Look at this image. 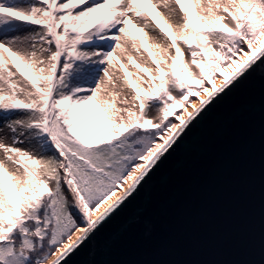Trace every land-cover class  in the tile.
<instances>
[{"label": "snow or ice", "instance_id": "1", "mask_svg": "<svg viewBox=\"0 0 264 264\" xmlns=\"http://www.w3.org/2000/svg\"><path fill=\"white\" fill-rule=\"evenodd\" d=\"M186 3H203L201 27ZM17 21L35 27L12 35ZM150 31L148 47L162 55L137 63L130 50L143 55L144 40L136 33ZM262 58L264 0H0V133L7 128L12 140L0 135V264H61ZM129 65L151 74L150 95L133 88ZM100 93L103 117L89 109ZM121 93L123 107L109 111ZM89 121L94 136L82 130Z\"/></svg>", "mask_w": 264, "mask_h": 264}, {"label": "water", "instance_id": "2", "mask_svg": "<svg viewBox=\"0 0 264 264\" xmlns=\"http://www.w3.org/2000/svg\"><path fill=\"white\" fill-rule=\"evenodd\" d=\"M61 264H264V58Z\"/></svg>", "mask_w": 264, "mask_h": 264}, {"label": "rangeland", "instance_id": "3", "mask_svg": "<svg viewBox=\"0 0 264 264\" xmlns=\"http://www.w3.org/2000/svg\"><path fill=\"white\" fill-rule=\"evenodd\" d=\"M31 2H34V0H31ZM145 7L149 9L150 14L160 24V26L163 27L165 29V31L169 32V34H172L173 29L168 28L167 25L165 24L164 20L161 19L160 16L156 15L157 9L151 8V5H148V4H145ZM185 7H188L189 10H190V16H191L192 24L195 27H201V21L198 19L197 13L200 11V7H203V3L201 4L200 7H197V6H194V5L186 3ZM160 11H165V13H166V10H164L163 8H161ZM16 23L20 24L21 27L16 33H13L12 35H16V34L24 35L27 32L31 31V29L33 27H35V26L28 25L26 22H22V21H17ZM172 23H175V19L174 18L172 19ZM133 32H135V29H133ZM136 35L138 37H140V39L144 40V45L141 48V53H143V55L135 53L134 50H130V51L133 52V55L135 56V58L137 60V63L143 64V60L148 57V53L149 52L153 53V57H156L158 55H162L161 53L158 52V50L148 47V45L152 42L151 37H152L153 34L151 33V31L149 32V37H144L142 33H136ZM189 38L191 40H193V41L196 40L195 34L191 33V31L189 32ZM181 46L182 47H187L186 45H181ZM173 54H174V50H173ZM181 59L183 61L187 62L189 58H188L187 54H185ZM125 62L126 61L121 60V63H125ZM119 67H120V65L118 63L116 65V69L119 70ZM233 67H235V66H233ZM126 71L129 72V73H132L131 75H129L128 79L132 83L133 88H139L141 95H150V92L148 90V85L144 81L145 80H150L151 74L140 72L133 65H129L128 68L126 69ZM118 74L122 76L123 72H118ZM227 74H229V72H227V71L226 72H218L217 73L216 83H218V79H223V77L225 75H227ZM138 77H143L144 79L140 80V79H138ZM207 86L211 87V84L207 83ZM105 98H107L106 94L100 93V94H98L97 99L95 101H93L92 104L89 105L90 111L92 113H94L97 117H103V116L108 114V113H106L103 110L102 107H100L102 101ZM196 99H198V98L195 97V96L190 97L189 101L186 102V107L189 105L190 102H192V101H194ZM123 100H124V95H123V93H121V95L117 96L116 99L114 101H112L113 107L109 111H114L117 108L123 107V104H122ZM136 104L138 105L139 101H136ZM173 111L175 112L176 116L181 115L183 113V109H181L179 107L175 108ZM22 115H23L22 112H18V113L14 114V116H22ZM149 115H151V113H149ZM170 118L175 123H179V121L175 119V116H172ZM99 122H101L102 124L105 123V121L102 120V119L99 120ZM0 128H3V120L2 119H0ZM82 130L87 135L88 130H89V125H88L87 122L83 125ZM0 135H6L7 136L6 142H8V143L12 142L11 133L8 132L7 128H4L3 132L0 133ZM35 144H36V141L33 140L32 141V146H35ZM22 147H29V145L27 144V142H25V144L22 145Z\"/></svg>", "mask_w": 264, "mask_h": 264}, {"label": "trees", "instance_id": "4", "mask_svg": "<svg viewBox=\"0 0 264 264\" xmlns=\"http://www.w3.org/2000/svg\"><path fill=\"white\" fill-rule=\"evenodd\" d=\"M206 86H207V84H206ZM169 119H171L170 117H169ZM172 120V119H171ZM88 123V125H89V130H88V133H87V135H90V136H94L95 135V129L93 128V126H92V123L89 121V122H87ZM99 123H101V122H99ZM102 124V123H101Z\"/></svg>", "mask_w": 264, "mask_h": 264}, {"label": "bare ground", "instance_id": "5", "mask_svg": "<svg viewBox=\"0 0 264 264\" xmlns=\"http://www.w3.org/2000/svg\"><path fill=\"white\" fill-rule=\"evenodd\" d=\"M227 75H229V74H227ZM227 75H225V76H227ZM220 80L221 79H218V83L217 84H219L220 83ZM192 102H198V99H196V100H194V101H192ZM188 107V111L190 112V111H192V108L190 107V106H187ZM126 190V189H125ZM52 258H50L49 259V261H47L46 262V264H50V260H51Z\"/></svg>", "mask_w": 264, "mask_h": 264}]
</instances>
